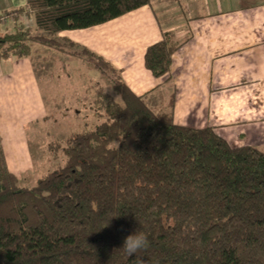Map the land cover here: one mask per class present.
Segmentation results:
<instances>
[{
  "label": "trees",
  "instance_id": "1",
  "mask_svg": "<svg viewBox=\"0 0 264 264\" xmlns=\"http://www.w3.org/2000/svg\"><path fill=\"white\" fill-rule=\"evenodd\" d=\"M154 1L28 0L7 14L0 63L31 57L36 41L86 60L106 85H95L100 123L70 136L65 162L31 187L8 169L0 137V264H136L122 248L137 231L146 264H264V150L176 124L174 95L168 111L151 107L111 61L59 36ZM188 40L165 31L145 68L169 75Z\"/></svg>",
  "mask_w": 264,
  "mask_h": 264
},
{
  "label": "crops",
  "instance_id": "2",
  "mask_svg": "<svg viewBox=\"0 0 264 264\" xmlns=\"http://www.w3.org/2000/svg\"><path fill=\"white\" fill-rule=\"evenodd\" d=\"M27 4L0 0V17ZM1 24L0 32L14 27ZM80 31L85 37L77 30L59 36L111 61L151 107L168 111L174 95L176 124L212 127L233 147L264 150V0H159ZM165 31L189 40L170 74L155 78L145 53Z\"/></svg>",
  "mask_w": 264,
  "mask_h": 264
},
{
  "label": "rangeland",
  "instance_id": "3",
  "mask_svg": "<svg viewBox=\"0 0 264 264\" xmlns=\"http://www.w3.org/2000/svg\"><path fill=\"white\" fill-rule=\"evenodd\" d=\"M10 19L1 25L11 27ZM24 23L35 28L32 20ZM31 46V57L0 63V137L8 169L23 187L65 162L62 146L70 136L100 123L93 109L95 85H106L86 60L48 44Z\"/></svg>",
  "mask_w": 264,
  "mask_h": 264
},
{
  "label": "clouds",
  "instance_id": "4",
  "mask_svg": "<svg viewBox=\"0 0 264 264\" xmlns=\"http://www.w3.org/2000/svg\"><path fill=\"white\" fill-rule=\"evenodd\" d=\"M150 246L147 236L142 231L128 235L123 242V250L129 256L136 255V264H146L141 256L137 255L142 250H146Z\"/></svg>",
  "mask_w": 264,
  "mask_h": 264
},
{
  "label": "built area",
  "instance_id": "5",
  "mask_svg": "<svg viewBox=\"0 0 264 264\" xmlns=\"http://www.w3.org/2000/svg\"><path fill=\"white\" fill-rule=\"evenodd\" d=\"M10 19L9 15H4L0 17V23H7Z\"/></svg>",
  "mask_w": 264,
  "mask_h": 264
}]
</instances>
